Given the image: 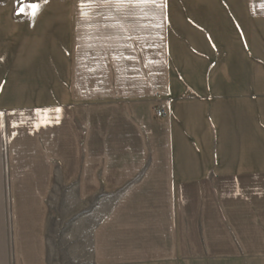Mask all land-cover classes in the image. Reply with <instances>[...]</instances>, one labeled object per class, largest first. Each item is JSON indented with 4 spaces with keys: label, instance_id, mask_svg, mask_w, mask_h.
<instances>
[{
    "label": "crops",
    "instance_id": "0c3cea01",
    "mask_svg": "<svg viewBox=\"0 0 264 264\" xmlns=\"http://www.w3.org/2000/svg\"><path fill=\"white\" fill-rule=\"evenodd\" d=\"M38 5L0 12V264H48L57 186L108 202L88 264H264V0Z\"/></svg>",
    "mask_w": 264,
    "mask_h": 264
},
{
    "label": "rangeland",
    "instance_id": "374dc122",
    "mask_svg": "<svg viewBox=\"0 0 264 264\" xmlns=\"http://www.w3.org/2000/svg\"><path fill=\"white\" fill-rule=\"evenodd\" d=\"M45 1L48 0H24L25 3L35 4ZM9 5L19 12L21 0H0V12L6 11ZM107 205L108 202L102 198L79 203L72 190L57 186L49 198L47 263L88 264L92 254V231Z\"/></svg>",
    "mask_w": 264,
    "mask_h": 264
},
{
    "label": "snow or ice",
    "instance_id": "6c2138e0",
    "mask_svg": "<svg viewBox=\"0 0 264 264\" xmlns=\"http://www.w3.org/2000/svg\"><path fill=\"white\" fill-rule=\"evenodd\" d=\"M142 2H146V0H142ZM39 5L35 3H25L24 0H21V5L19 7L18 14L24 15H32L35 16L38 11Z\"/></svg>",
    "mask_w": 264,
    "mask_h": 264
},
{
    "label": "built area",
    "instance_id": "2783aa9c",
    "mask_svg": "<svg viewBox=\"0 0 264 264\" xmlns=\"http://www.w3.org/2000/svg\"><path fill=\"white\" fill-rule=\"evenodd\" d=\"M166 116V111L164 109H155V117H165Z\"/></svg>",
    "mask_w": 264,
    "mask_h": 264
}]
</instances>
